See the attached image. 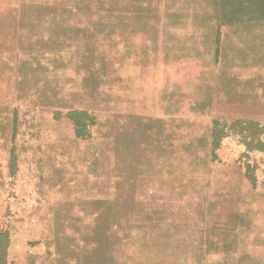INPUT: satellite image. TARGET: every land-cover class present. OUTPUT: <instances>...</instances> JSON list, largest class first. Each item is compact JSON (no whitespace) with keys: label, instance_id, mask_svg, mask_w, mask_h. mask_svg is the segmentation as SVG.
I'll use <instances>...</instances> for the list:
<instances>
[{"label":"rangeland","instance_id":"rangeland-1","mask_svg":"<svg viewBox=\"0 0 264 264\" xmlns=\"http://www.w3.org/2000/svg\"><path fill=\"white\" fill-rule=\"evenodd\" d=\"M226 1L0 0L8 264H264V0Z\"/></svg>","mask_w":264,"mask_h":264},{"label":"trees","instance_id":"trees-1","mask_svg":"<svg viewBox=\"0 0 264 264\" xmlns=\"http://www.w3.org/2000/svg\"><path fill=\"white\" fill-rule=\"evenodd\" d=\"M78 125H82V120H76ZM10 245V234L6 227L0 228V264H8V248Z\"/></svg>","mask_w":264,"mask_h":264},{"label":"crops","instance_id":"crops-1","mask_svg":"<svg viewBox=\"0 0 264 264\" xmlns=\"http://www.w3.org/2000/svg\"><path fill=\"white\" fill-rule=\"evenodd\" d=\"M214 2H216V3H219V2H223V4L224 3H232V1H226V0H213ZM233 2H236V1H233ZM224 7H230V6H228V5H223ZM217 7V6H216ZM216 9V8H215ZM125 22V26H126V29H125V31L127 32L128 31V28H132V26H135V24L133 23L134 22V20L133 19H126V21H124ZM118 26V25H117ZM135 31L133 30V29H131V32H130V34H131V37H132V35H133V33H134ZM131 82H132V80L131 81H129V82H127V83H129L126 87H128V86H130V84H131ZM123 90H124V92H123V94H122V98H124V100H126V99H129L130 100V102H132V100L134 99V94H133V90L131 89V88H123ZM8 250H9V248H8ZM56 254L58 255V256H61V253H60V251H59V249H57L56 250Z\"/></svg>","mask_w":264,"mask_h":264}]
</instances>
